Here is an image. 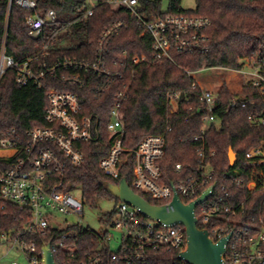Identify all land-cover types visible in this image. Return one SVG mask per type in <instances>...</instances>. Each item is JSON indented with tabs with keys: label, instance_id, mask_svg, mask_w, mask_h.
Instances as JSON below:
<instances>
[{
	"label": "built area",
	"instance_id": "built-area-1",
	"mask_svg": "<svg viewBox=\"0 0 264 264\" xmlns=\"http://www.w3.org/2000/svg\"><path fill=\"white\" fill-rule=\"evenodd\" d=\"M100 2L84 0L76 16L63 21L62 27L68 28L92 16ZM104 2L113 7H126L141 35L152 38L150 55L135 54L130 58L135 65L161 61L168 58L172 50L193 53L208 49V30L212 21L206 15H149L139 10L140 0ZM13 5L29 11L26 23L34 38L43 37L47 26L59 22L54 9L39 11L38 0H8V12ZM125 25L123 19L110 23L98 43L94 57L88 60L62 57L50 61L53 56L51 47L61 40L63 28L50 33L34 56L16 60L5 49L2 50L0 80L7 70L14 69L16 83L20 86L32 82L42 87L45 86L44 81L51 78L61 88L50 87L47 90L48 104L43 125L24 133L14 127L0 128V152H5L0 154V158L4 159V164L0 165V196L4 205L13 204L21 211L23 228L15 236H0V245L3 241L13 242L0 255V264H21L17 259L4 262L13 249L24 255L29 264H43L42 249L28 235H47L50 230L55 231V234L53 242L48 243L54 258L55 253L61 255V264H157L153 254L162 250L175 251L177 259L158 264H188L179 257L188 244L183 224H166L152 219L116 197L115 207L99 216L103 225L99 230L84 226L81 222L71 223L68 218L61 220L56 215L60 213L64 217L81 218L84 214L87 203L83 199L82 188H68L65 172L69 164L80 166L85 162V152L79 144L101 141L102 125L98 114L84 112L81 91L90 88L96 97H101L108 86L123 78L124 74L112 70L108 63V43ZM248 62L253 67V80L250 83L264 94V77L260 73L264 57ZM186 73L194 79L192 87L201 90L198 95L205 112L201 133L194 137L198 143V163L192 172L184 174L185 167L177 163L175 170L183 176L176 181L164 180L161 162L166 154V133L147 135L137 148L125 147L121 107L126 93L123 90L116 94L107 125L114 135L111 148L99 161V166L108 176L117 180L114 183H118L124 177L122 169L125 162L129 155L133 156L132 185H129L137 193L145 192L154 199L164 200L162 205H166L167 212L174 210L172 201L175 194L182 202L189 204L210 189L209 195L195 207L197 225L209 229L215 241L227 238L224 258L228 264H264V147L254 146L246 152L250 164L246 178L236 173L218 176L212 163L216 151L207 149L206 133L211 124L217 121L215 110L220 91L202 86L195 79L196 72L187 70ZM179 94L169 95L173 110L178 108ZM259 122L264 126V114ZM240 189L249 192L250 196H239ZM77 190L81 191L80 195L76 194ZM259 196L263 198L257 203ZM84 232L96 236V248L82 249ZM114 240L118 243L115 250L112 249Z\"/></svg>",
	"mask_w": 264,
	"mask_h": 264
},
{
	"label": "trees",
	"instance_id": "trees-1",
	"mask_svg": "<svg viewBox=\"0 0 264 264\" xmlns=\"http://www.w3.org/2000/svg\"><path fill=\"white\" fill-rule=\"evenodd\" d=\"M92 16L63 28L65 20L73 19L84 0H38L39 11L54 9L59 17L57 24L49 25L43 37L34 38L26 23L29 11L14 6L8 12V0H0V54L3 49L16 60L34 56L43 40L53 31L63 28L61 40L52 45L50 61L65 57L92 59L99 41L110 23L126 21L118 34L108 43V63L112 70L121 71L124 76L108 86L101 97L87 88L81 91L84 112L101 117L102 139L99 142L79 144L85 152V162L80 166L69 164L65 172L68 188L80 186L87 204L96 205L103 198H115L105 189V182L117 180L108 176L99 166V161L108 154L114 135L107 129L116 94L125 91L121 113L125 124L124 145L137 148L147 135L166 133V154L161 162L165 181H176L183 175L175 170L177 163L189 174L198 163L197 146L194 137L201 133L205 112L199 99L201 90L193 88V77L186 71L197 72L205 68L221 67L243 70L248 61L264 57V0H196L195 9H184L181 0H169V8L162 11L160 0H140L139 10L149 15L167 13L201 14L210 17L212 25L208 30L207 51L183 53L172 50L171 55L161 61L135 65L131 57L135 54L150 55L152 38L142 36L126 7H113L100 0ZM264 77V65L260 69ZM96 80V79H94ZM45 86L38 87L29 82L16 83V71L9 69L0 80V128H16L25 131L43 125L44 112L48 104L47 90L61 85L54 79H46ZM180 93L178 108L173 110L169 95ZM236 98L234 102L233 99ZM245 101H247L245 103ZM264 114V94L248 83L239 92L222 90L215 110L217 121L206 133L207 149L215 150L213 159L218 176L224 173L237 174L246 178L250 164L246 152L254 146L264 147V126L259 122ZM168 128L171 130L168 131ZM237 154L234 165H230L229 150ZM4 159L0 158V165ZM134 160L129 155L122 169V176L132 185ZM239 196L249 197V192L239 190ZM153 204L162 205L164 200L138 191ZM263 197L257 198V203ZM21 211L6 203L0 196V236H15L21 231ZM55 231L47 235H28L37 241L39 249L53 242ZM82 249L96 248L97 238L84 232ZM155 263H169L177 259L175 251L154 252ZM61 255L55 253V260L61 264Z\"/></svg>",
	"mask_w": 264,
	"mask_h": 264
},
{
	"label": "water",
	"instance_id": "water-1",
	"mask_svg": "<svg viewBox=\"0 0 264 264\" xmlns=\"http://www.w3.org/2000/svg\"><path fill=\"white\" fill-rule=\"evenodd\" d=\"M236 160L237 154L231 148L229 150L230 165H234ZM105 189L109 194L138 208L152 219H158L166 224H183L187 231L188 244L179 257L188 264H228L224 258L227 238L215 241L210 236L209 229L200 228L197 225L195 207L209 195L210 189L189 204L182 202L178 195L175 194L172 201L174 210L169 212L166 211V205L153 204L137 193L129 185L127 176L122 177L118 183L106 181ZM56 227L55 224L54 228ZM42 252L43 264H57L51 251L50 243H46L42 247Z\"/></svg>",
	"mask_w": 264,
	"mask_h": 264
},
{
	"label": "rangeland",
	"instance_id": "rangeland-1",
	"mask_svg": "<svg viewBox=\"0 0 264 264\" xmlns=\"http://www.w3.org/2000/svg\"><path fill=\"white\" fill-rule=\"evenodd\" d=\"M160 2L162 11H167L169 8V0H160ZM181 6L184 9H195L196 0H181ZM248 63L249 62H247L243 68L244 72H237L214 66L213 68H205L203 70H199L194 74V76L199 83L203 84L209 89L218 91L227 90L231 92V90H237L241 86L243 87L253 80V67ZM3 153L5 152H0V154ZM80 193V190L76 191L77 195H80ZM116 203V198L107 197L100 199L96 203V205L86 204L84 214L81 216V218L74 216L64 217L60 213H57L56 215L61 220L68 218L71 223L81 222L84 226H90L91 228L99 230L103 227L101 221L99 220V216L107 213L108 211L110 212L115 207ZM12 245L13 242L11 240L3 241L2 245H0V255H3V252ZM117 248L118 243L115 240L112 241V249L115 250ZM14 259H17L21 264H29L26 257L20 254L17 249L11 250L10 254L6 258H4V262Z\"/></svg>",
	"mask_w": 264,
	"mask_h": 264
},
{
	"label": "crops",
	"instance_id": "crops-1",
	"mask_svg": "<svg viewBox=\"0 0 264 264\" xmlns=\"http://www.w3.org/2000/svg\"><path fill=\"white\" fill-rule=\"evenodd\" d=\"M201 84V83H200ZM202 86H204L203 84H202ZM212 86V85H211ZM206 87V86H205ZM208 87H210V86H208ZM213 87V86H212ZM242 86L239 88V89H237V90H231L232 92H239V91H241L242 90Z\"/></svg>",
	"mask_w": 264,
	"mask_h": 264
}]
</instances>
